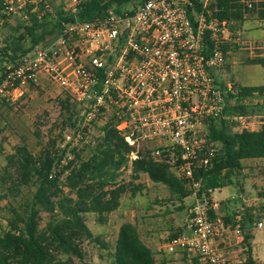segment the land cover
I'll list each match as a JSON object with an SVG mask.
<instances>
[{
	"label": "built area",
	"instance_id": "1",
	"mask_svg": "<svg viewBox=\"0 0 264 264\" xmlns=\"http://www.w3.org/2000/svg\"><path fill=\"white\" fill-rule=\"evenodd\" d=\"M69 1L75 14L80 0ZM210 1L202 0L197 10L189 0H146L133 13L64 22L56 38L35 46L0 76V99L15 101L47 82L84 108L83 128L115 119L116 130L132 147L131 163L140 157V143L162 144L153 157L168 153L173 172L193 183L188 232L170 238L166 252L183 251L198 264H228L217 239L235 232L244 243L242 218L228 223L213 190L201 192L195 181V172L210 167L218 152L209 123L225 117L228 95L239 92L235 82L216 77L227 64L225 48L234 33L231 21L209 9ZM237 3L250 12L264 0ZM30 4L39 19L53 11L49 0H5L2 23L19 14L28 19ZM250 119L238 117L232 131H251Z\"/></svg>",
	"mask_w": 264,
	"mask_h": 264
},
{
	"label": "trees",
	"instance_id": "2",
	"mask_svg": "<svg viewBox=\"0 0 264 264\" xmlns=\"http://www.w3.org/2000/svg\"><path fill=\"white\" fill-rule=\"evenodd\" d=\"M144 1L146 0H83L75 14L59 10L47 12L39 19V11L29 13L28 19L23 18L29 25L23 28L25 33L19 37V41L27 39L31 46L26 49L22 43L15 45L7 42L8 45L0 51V56L8 59L11 66H14L23 55L46 42L48 37L56 38L61 33L64 22L103 18L111 9L116 13L129 10L133 13ZM189 1L195 4L197 10H201L202 0ZM216 1L215 16L229 21L243 19L244 12L237 0ZM132 3L138 5L134 9H128ZM4 4L5 0H0V20L4 17ZM256 10L264 19V3ZM227 48L228 46L225 48L226 52ZM253 64L264 67V58H256ZM6 69L3 67L2 74ZM216 77L218 78L217 73ZM249 98H264V86L239 87L236 96L228 95V99H234L236 104L226 105L225 117L210 121L208 135L216 143L218 152L210 167L195 172V181L200 182L201 192L232 185V177L239 175L244 169V160L264 159V125L259 131L234 133L226 117L229 112L249 114L254 111L253 107L244 103ZM70 101L69 97L65 99V108L69 107ZM103 129L104 140L95 147L88 160L80 163L70 161L60 171H56V167L62 162L63 156L57 157L50 150H45L37 157L26 145L16 147L15 153L8 160L9 163L16 164L18 175L13 179L9 172L6 173L7 187L5 192L0 193V201L8 197V192L22 186L32 185L35 191L31 201L22 210L12 209L13 217L8 223V229L0 230V264H75L73 259L81 260L84 257L81 248L83 242L99 241L86 224L85 215L94 213L104 216L119 208L124 187L115 183L120 170L129 163L132 151V147L116 130L115 119ZM169 158L168 153H163L159 160L153 159L150 153L140 155L132 161L131 171L136 177L146 174L153 183L166 186L180 200L192 196L193 183L180 179L173 172ZM64 175L63 187L61 178ZM107 186L110 188L106 189ZM42 211L52 215V220L44 229L39 227ZM245 222L246 219L243 218V232ZM252 238L251 233H245L243 244L246 257L239 264H258L252 253ZM62 256H68V259L64 260ZM111 264H157L154 252L142 241L138 228L133 223L126 222L120 227Z\"/></svg>",
	"mask_w": 264,
	"mask_h": 264
},
{
	"label": "rangeland",
	"instance_id": "3",
	"mask_svg": "<svg viewBox=\"0 0 264 264\" xmlns=\"http://www.w3.org/2000/svg\"><path fill=\"white\" fill-rule=\"evenodd\" d=\"M49 1L52 5V13L59 10L71 12L73 8H76L69 0ZM81 1L83 0H80V3ZM215 3H217L216 0H211L209 3V9L213 13L216 12ZM137 5L138 3H132L128 9H134ZM29 6L30 11L25 12L31 14L32 7L35 6L33 4ZM37 9L40 7L38 6ZM243 12L242 20L231 21L233 41L228 45L227 64L222 71L218 72V81L235 82L238 88L264 86V67L253 64L256 58H264V19L260 17L258 10L250 12L243 10ZM2 20H0V51L9 43L15 45L22 43L26 49L31 46L27 39L23 42L19 41V37L25 33L23 28L29 25L22 14L8 17L3 23ZM47 40H50V37ZM1 59L0 76L3 67L8 68L12 65L8 59ZM67 97L58 87L44 82L39 87L28 89L15 101L0 100V193L5 192L4 189L7 187L6 173L9 172L13 179H16L18 175L16 164L9 163L8 160L18 146L26 145L37 157L45 150H50L57 157L63 156L62 162L56 167V171H60L70 161L80 163L88 160L95 151V147L102 143L105 137L104 126L83 128L84 108L72 101L69 107L65 108ZM226 103L227 106H233L236 101L228 99ZM244 103L248 107H253L254 111H250L249 114L229 112L226 117L230 129L237 124L238 117L242 115L250 116L255 129L261 128L264 125V98H249ZM161 146L162 144L157 141L145 140L139 144V155L150 153L155 159L152 153ZM243 167L239 175L232 177L231 186L216 191L215 199L222 200L226 197L242 195V198L232 200V203L230 202L227 206L231 213L230 221L236 222L237 215L241 216L242 221L243 218L246 219L245 233L253 234L251 242L257 263L264 264V159L244 161ZM65 177L66 175L61 178L63 187ZM115 184L124 187L120 206L104 216L94 213L85 215L86 224L99 241L83 242L81 248L84 257L81 260L73 259L75 264H111L118 233L124 223L136 225L143 238L147 221H149L146 219L162 216L164 223H162L163 220L160 222L161 229L164 230L169 226L166 221L172 213L179 214L178 217L185 222L193 203L192 197L181 202L166 186L153 183L146 174L136 177L131 171L130 158L127 166H123L120 170ZM109 188L110 186L106 187V189ZM64 189L66 193H69L67 188ZM34 191L35 188L32 185L22 186L8 192V197L0 201L1 231L8 229V223L13 217L12 209L22 210L31 201ZM247 203L250 206H247ZM178 209L182 210L178 211ZM51 220L52 215L42 211L39 218L40 229H44ZM260 223H262L261 228ZM243 246L245 247L244 244ZM62 258L67 260L68 256H62ZM230 261V264H233V260Z\"/></svg>",
	"mask_w": 264,
	"mask_h": 264
},
{
	"label": "crops",
	"instance_id": "4",
	"mask_svg": "<svg viewBox=\"0 0 264 264\" xmlns=\"http://www.w3.org/2000/svg\"><path fill=\"white\" fill-rule=\"evenodd\" d=\"M217 75H218V73H217ZM260 129L261 128L255 129V127H252L251 131L252 132L259 131ZM250 160H256V159H249V160H244V161H250ZM222 189L223 188L214 190L212 193V198L214 201H217L221 204V209L219 212L221 214H223L225 216V218L227 219V222L230 223L231 222L230 221L231 213H230V210L227 206L230 205V202L232 203V200H235L237 198H242V195L241 194L240 195H234V196H230V198L226 197V198H223L222 200H216L215 199L216 191H221ZM186 199L187 198H184L180 201L184 202ZM253 202L255 203L256 201H253ZM247 206H250V205L247 203ZM180 210H182V209H178V211H180ZM167 212H169V211H167ZM173 212H175V211H173ZM189 213H190V209H189ZM189 213H187V215H186L185 222L182 221L178 217L179 214H175V213L171 214L170 213L171 215L169 216L168 220L166 221V223H169V226L165 227L164 230L161 229L160 220L161 221L163 220L162 223H164V219L162 218L161 215H160L161 216L160 218L146 219V221L149 220V221H147V224H146V233L143 235V238L141 235L140 236H141L142 241L149 248H151L152 251L154 252L157 264H198L196 259L190 257L189 255H187V253H185L183 251H177L175 253H168L165 250V245L170 238L175 237V236H179V235H182V234H185L188 232ZM181 215H180V217H181ZM236 217H235V220H236ZM231 224L234 225V224H236V222L235 221L233 223L231 222ZM244 235H245V231H244ZM250 243L252 246L251 241H250ZM217 245L222 250V252H224L227 255V258L229 260L228 264H230L231 259L233 260V264H239L245 260L246 249L243 246V243H238V241L236 239L235 232H232V233L225 235L223 237H219L217 239ZM252 253H253L254 259L257 261L253 248H252ZM235 259H238V260L235 261Z\"/></svg>",
	"mask_w": 264,
	"mask_h": 264
}]
</instances>
